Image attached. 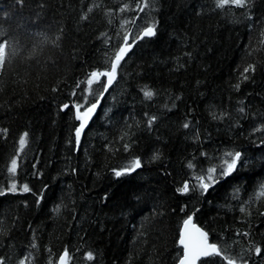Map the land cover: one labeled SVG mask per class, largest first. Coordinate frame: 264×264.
I'll list each match as a JSON object with an SVG mask.
<instances>
[{
	"label": "trees",
	"instance_id": "trees-1",
	"mask_svg": "<svg viewBox=\"0 0 264 264\" xmlns=\"http://www.w3.org/2000/svg\"><path fill=\"white\" fill-rule=\"evenodd\" d=\"M137 3L145 0H0L4 264H57L65 248L67 264H177L189 215L222 252L198 264H227L224 255L264 264V251L254 253L264 249V0H147L143 12ZM150 24L155 35L137 39ZM126 34L136 43L77 146L74 105ZM103 90L93 84L87 106ZM227 152L242 154L236 169L204 191L195 177ZM136 158L139 168L115 174ZM13 181L17 191H5ZM185 181L190 191L177 192Z\"/></svg>",
	"mask_w": 264,
	"mask_h": 264
},
{
	"label": "snow or ice",
	"instance_id": "snow-or-ice-1",
	"mask_svg": "<svg viewBox=\"0 0 264 264\" xmlns=\"http://www.w3.org/2000/svg\"><path fill=\"white\" fill-rule=\"evenodd\" d=\"M227 0H217V7L223 6ZM233 3L237 4H243V0H233ZM148 6L147 0H145L144 4L137 3V8L140 12H143L144 9ZM127 5L121 11H124L127 9ZM89 12L92 11L91 8L88 9ZM87 16L81 17V19H86ZM135 23V21H133ZM103 35V33L101 34ZM155 35V25L150 24L147 27H144L143 31L140 33V35L137 37V39H143V37H151ZM124 43L120 44L114 51L113 58L110 59V70H104V71H92L89 75V78L87 79V85L88 89L87 94L84 96V105H81L79 103L75 104L76 108V119L80 121V126L75 129L76 134V142L79 144L80 142V135L82 131L84 130L86 124L88 123L89 118L92 116L93 112L95 111L97 104L99 103V100H97V103H93L90 106H87L88 102V96L92 94V86L93 84H101L104 87V90L107 91L108 86L115 80L118 68L121 66V62L125 59L126 54L129 52L130 48L133 44L136 43V40L133 39L131 43H129V35H124L123 37ZM107 43V42H106ZM7 47V42L0 43V64L3 63V57L5 54V49ZM254 71L255 67L253 65H249L247 68L244 69V76L243 78L246 80L248 79L247 73L249 71ZM101 77H107V83L104 84L101 80ZM77 88H80V84L78 83ZM237 89H239L240 85L237 84L235 86ZM143 95L146 99H151L154 95V92L150 89L145 87V89L142 90ZM73 95H76L75 90L73 91ZM101 96H103V92L100 93ZM70 107L68 104L64 105V108L67 109ZM83 107V111H81V108ZM241 112H244V109H240ZM216 118L215 116L213 117ZM157 119V117L152 116L148 118V126L151 127L153 122ZM184 128H189V123H184ZM5 133L7 132V129L2 130ZM198 135V134H197ZM27 136L28 133L25 132L19 137V149L17 150V156H19L20 150L24 148V146L27 143ZM123 139V137H122ZM130 145L125 144L124 149L127 151L129 149ZM202 155H206L205 153H202ZM241 153L235 152L234 154L232 152H227L224 154L227 158H222L220 165H213L209 167L206 172L202 175L196 176L195 180L199 183V186L204 191H207L208 188L219 182L220 178H225L231 175V173L236 169L238 162L241 160ZM159 154L155 153L152 157L153 160L158 159ZM141 166V161L139 158H136L134 161L131 162L130 166H126L121 170H114L115 174L117 176H120L125 173H129L134 171L135 169L139 168ZM18 167V161L16 157H13L10 162V166L8 167V172L14 176L16 174ZM189 168L195 167L192 162L190 161L188 164ZM190 182L185 181L182 187L177 188V192L179 193H187L190 191ZM5 191L7 192H16L17 191V185L15 181L12 182L11 186L6 188ZM22 191L28 192L30 191L28 185H24L22 188ZM3 194V193H0ZM43 193H41V196ZM260 195L264 196V185L261 186ZM59 211V207L56 209ZM241 211H244L243 208H241ZM193 216L189 215L187 216V219L183 221V228L180 232V239L179 244L183 247V255L179 258V264H197V261L201 257H207L209 255H221V249L218 248L216 244H211L208 242V233L204 232L202 229L198 228L195 224L192 223ZM242 235L248 236V233L245 232ZM33 248L36 247L35 244L32 245ZM262 249L261 246L256 245L254 247V253L255 255L259 256L261 255ZM86 258L88 260H93L94 256L92 252H88L86 254ZM69 259V252L68 249L65 248L63 254L59 256L58 264H67ZM223 260L227 261V264H236V258L228 257L226 255L223 256ZM0 264H4V259L0 257ZM19 264H30L29 257H24L19 260ZM241 264H248L247 260H244L241 258Z\"/></svg>",
	"mask_w": 264,
	"mask_h": 264
},
{
	"label": "water",
	"instance_id": "water-1",
	"mask_svg": "<svg viewBox=\"0 0 264 264\" xmlns=\"http://www.w3.org/2000/svg\"><path fill=\"white\" fill-rule=\"evenodd\" d=\"M100 100H101V98L99 99V103L97 104V107H96V109H95V111L93 112V114L96 112V110L99 108V106H100ZM97 103V102H96ZM92 114V115H93ZM92 117V116H91ZM91 117L89 118V120H88V123L86 124V126L89 124V122H90V119H91ZM86 126H85V128H86ZM84 128V129H85ZM80 138H81V135H80ZM79 144H77V146H78ZM187 219V218H186ZM192 223L193 224H195L198 228H200V229H202L199 225H197L194 221H192ZM183 223H182V225H181V228H180V232H181V229L183 228ZM204 232H206L204 229H202ZM180 232H179V238H178V243H179V239H180ZM208 242L209 243H211V244H214V243H212V242H210L209 241V239H208ZM180 245V244H179ZM180 247L182 248V255H183V247L180 245ZM63 254V253H62ZM214 255V254H213ZM210 256V255H209ZM202 258H205V257H201L198 261H197V264H198V262L202 259ZM59 260V259H58ZM58 264V263H57ZM177 264H179V261H178V263Z\"/></svg>",
	"mask_w": 264,
	"mask_h": 264
},
{
	"label": "bare ground",
	"instance_id": "bare-ground-1",
	"mask_svg": "<svg viewBox=\"0 0 264 264\" xmlns=\"http://www.w3.org/2000/svg\"><path fill=\"white\" fill-rule=\"evenodd\" d=\"M141 32H142V31H141ZM139 35H140V34H139ZM143 38H144V37H143ZM145 38H146V37H145ZM109 86H110V85H109ZM109 86H108V87H109ZM105 93H106V91L103 90V96L100 95V96L98 97V99H97V100H99V99L101 98V100H100V105H101V101H102V99H103ZM97 100H96V102H97ZM96 102H94V103H96ZM89 106H90V105H89ZM99 107H100V106H99ZM98 109H99V108H98ZM98 109H97V110H98ZM97 110H96V111H97ZM203 229H204V228H203ZM207 257H208V256H207ZM57 263H58V262H57Z\"/></svg>",
	"mask_w": 264,
	"mask_h": 264
}]
</instances>
